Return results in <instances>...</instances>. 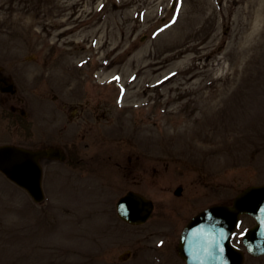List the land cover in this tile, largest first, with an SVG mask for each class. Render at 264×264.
Returning <instances> with one entry per match:
<instances>
[{"label":"rangeland","instance_id":"rangeland-1","mask_svg":"<svg viewBox=\"0 0 264 264\" xmlns=\"http://www.w3.org/2000/svg\"><path fill=\"white\" fill-rule=\"evenodd\" d=\"M0 71V144L67 156L41 203L0 172V264H185L186 222L264 183V0H0Z\"/></svg>","mask_w":264,"mask_h":264},{"label":"water","instance_id":"water-1","mask_svg":"<svg viewBox=\"0 0 264 264\" xmlns=\"http://www.w3.org/2000/svg\"><path fill=\"white\" fill-rule=\"evenodd\" d=\"M1 90L14 91L12 85ZM42 156L63 158L59 149L28 150L0 145V170L37 202L43 199L39 164ZM180 192L181 187H177L175 193ZM152 207L149 199L132 191L117 202L119 216L132 224L145 222ZM241 214L256 221L243 235L247 252L254 256L264 254V185L248 186L236 195L232 205H214L192 217L181 233L178 254L186 264H242L243 253L230 244Z\"/></svg>","mask_w":264,"mask_h":264}]
</instances>
